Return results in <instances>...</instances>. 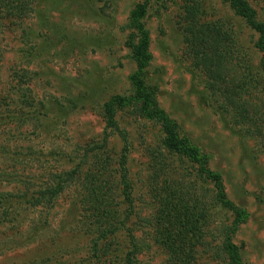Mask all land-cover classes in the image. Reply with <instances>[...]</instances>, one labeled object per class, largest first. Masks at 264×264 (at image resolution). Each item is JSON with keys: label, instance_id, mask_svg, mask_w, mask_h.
I'll list each match as a JSON object with an SVG mask.
<instances>
[{"label": "rangeland", "instance_id": "1", "mask_svg": "<svg viewBox=\"0 0 264 264\" xmlns=\"http://www.w3.org/2000/svg\"><path fill=\"white\" fill-rule=\"evenodd\" d=\"M17 1L0 0V264H230L229 239L264 264V53L232 0ZM244 1L264 26V0ZM143 5L154 105L230 206L139 103L114 102L135 96ZM171 194L192 210L184 233ZM166 235L192 242L169 251Z\"/></svg>", "mask_w": 264, "mask_h": 264}, {"label": "trees", "instance_id": "2", "mask_svg": "<svg viewBox=\"0 0 264 264\" xmlns=\"http://www.w3.org/2000/svg\"><path fill=\"white\" fill-rule=\"evenodd\" d=\"M17 2H21V0ZM232 5L235 7L239 15L245 18L248 24L257 32H259L261 40L257 47L264 53V26L256 24L253 17V11L248 7L244 0H232ZM145 14L146 6L143 5L138 6L130 15L131 22L140 35V41L133 49V57L136 61L137 70L130 78V82L135 91V96L130 100L115 98L114 102L120 107L130 103L132 100L139 103L141 105L142 113L147 117L148 120L157 121L162 124L164 133L166 135L165 148L197 164L199 166L200 174L206 178L209 177L213 182H215L217 189L220 192L219 198L223 204L230 206V203L226 200L223 193L224 189L220 175H217L207 169L209 165V157L203 155L200 149L193 145L191 139L186 135H183L178 124L174 120L170 119L164 111L158 109L156 105H154L155 91L150 89L146 83L147 69L152 61V55L150 53V38L140 23ZM220 63L221 67L220 65H217L214 71L210 70V73L212 78L217 81V83L224 85L226 79L222 73L223 61L220 60ZM176 197L177 195L171 194L160 201L159 204L164 208V211H166L169 217L180 220V225L178 226H180L182 233H184V230H186L188 227H194V224L188 218V215L192 210L184 199L176 200ZM235 214L236 218L234 221V228H238L241 224L246 222L247 217L246 214L241 210H236ZM183 237L184 236H182V238ZM186 239L187 238L180 240L179 237L176 238L172 235H166V237H164V241L167 242V244L164 245L169 251H178V242L182 244L181 247L192 242L191 240L187 241ZM94 245L98 246L97 243H94ZM226 253L230 264H244L240 257L239 248L233 244L230 239L226 245Z\"/></svg>", "mask_w": 264, "mask_h": 264}]
</instances>
